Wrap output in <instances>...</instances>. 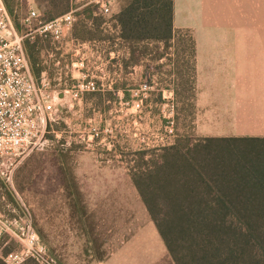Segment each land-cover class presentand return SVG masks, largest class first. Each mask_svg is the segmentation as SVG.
I'll list each match as a JSON object with an SVG mask.
<instances>
[{
	"label": "trees",
	"instance_id": "trees-1",
	"mask_svg": "<svg viewBox=\"0 0 264 264\" xmlns=\"http://www.w3.org/2000/svg\"><path fill=\"white\" fill-rule=\"evenodd\" d=\"M39 3L45 5L46 11L39 18L44 22L76 9V22L70 29L76 43L113 47L119 39L130 52V62L124 60V67L138 65L141 55L150 56L152 51L145 46L148 43L168 47L171 41L176 42L178 60L172 64L176 77L174 138L169 145L136 152L138 162L130 171L132 183L173 264H264V138H201L192 133L195 42L188 31L174 29L172 0H117L119 11L113 16L112 27L119 29L118 36L105 31L106 20L93 3ZM6 9L20 34L21 23L11 9ZM40 37L23 40L25 54L34 66L40 51L50 49V41L45 44ZM177 46L183 57L188 50L189 59L183 64ZM162 57L157 55L156 59ZM124 86L117 83L114 91H122L127 100L129 90ZM95 94L101 100L106 95L115 100L113 92ZM159 104H163L161 94ZM59 165L62 187L82 213L72 168L65 158ZM5 240L19 247L11 236H5ZM95 257L99 262L105 258L102 254ZM0 264H4L1 259ZM23 264L36 263L27 260Z\"/></svg>",
	"mask_w": 264,
	"mask_h": 264
},
{
	"label": "rangeland",
	"instance_id": "rangeland-1",
	"mask_svg": "<svg viewBox=\"0 0 264 264\" xmlns=\"http://www.w3.org/2000/svg\"><path fill=\"white\" fill-rule=\"evenodd\" d=\"M33 1L35 6L26 5L16 14L17 16L21 13L22 19H25L32 11L36 13L34 21L29 26H26L23 20L21 22L20 34L24 37L34 31L39 22H44L39 19L46 11L44 3L40 4L39 0ZM31 36L33 38L38 35ZM40 38L45 44L50 41L51 50L64 48V41L59 45L48 37ZM145 46L152 51L151 55H141L142 69L129 76L124 88L129 90L130 95L131 90L142 84L146 71L151 73L154 82L148 101L158 105L159 117L153 121V125L157 123L159 127L157 133L164 138L161 141L157 137L158 143L163 145L166 143V134L168 135V126L164 120H167L171 109L166 108L163 112L159 104V95L162 93L163 97L168 96L170 90L175 87L173 84L176 78L173 75L175 66L172 64L175 65L178 60L176 42L171 41L168 47L163 43H148ZM177 48L180 52V62L183 64L189 59L188 50L184 52L183 57L181 48L178 46ZM157 55H162V59L157 60ZM129 59L130 57L127 60ZM131 66H133L131 63L127 65ZM125 75L130 74L126 72ZM171 85L173 87L168 88ZM162 91H167L166 95ZM102 95H106L105 91ZM85 97L94 100V104L77 113L78 108L83 107V103L81 105L79 102L64 103L45 136L44 146L24 152L10 161L15 167V169L9 167L8 170H13L11 181L0 180V199L3 197L9 204H4L0 200V209L7 214H11L12 211L22 212V217L28 213L35 231L48 248L51 257L61 264H173L140 201L130 175L131 169L135 168L138 162L135 157L139 151L137 140L147 141L150 122L145 120L141 124L139 121L134 122L131 119V116H134L132 115L134 109L118 106L116 100L117 104H111L112 102L105 104L96 94ZM172 98L175 104L174 94ZM104 99L111 100L107 95ZM161 100L163 101L162 98ZM192 102L196 110L193 115L194 129L191 131L196 137L208 138L200 134L196 125L197 90ZM119 110L127 115L122 119H113L115 114L121 116L115 113ZM125 118H128V121H124ZM91 125L100 131L108 132L102 135L101 140L92 141L88 138ZM62 158L67 159L72 168L81 194L82 213H79L72 198L62 187L63 176L59 165ZM13 199L17 200V205L12 202ZM18 249L17 245L9 244L8 240L2 242L0 244L2 262L6 264L5 256ZM97 254L105 256L103 262L95 260Z\"/></svg>",
	"mask_w": 264,
	"mask_h": 264
},
{
	"label": "crops",
	"instance_id": "crops-1",
	"mask_svg": "<svg viewBox=\"0 0 264 264\" xmlns=\"http://www.w3.org/2000/svg\"><path fill=\"white\" fill-rule=\"evenodd\" d=\"M3 1L5 7L13 11V16L20 23L24 19L21 13L17 16L16 14L26 5L35 6L33 0ZM92 1L75 0V4L82 2L87 5ZM172 2L174 29L188 31L195 42V88L198 109L196 125L200 134L210 138H264V31H262L264 0H172ZM75 10L72 9L70 12ZM118 11L119 7L116 6L115 12ZM51 49L44 48L40 51L39 62L35 66L28 58L27 60L30 71L37 81L42 76H47L53 86L60 91L62 107L67 102V96L63 93L64 82L67 79L74 82L78 80L81 61L85 62V68L90 73L99 77V84L104 87L102 93L113 92L118 104L115 100L103 99V102L105 104L112 102L111 104L115 103L118 106L120 99L116 94L122 91L115 92L114 85L117 83L124 85L129 81V76H133L143 67V62L131 67L123 66L121 62L130 57V52L118 39L113 47L98 43L80 44L74 42L70 32H67L64 48L55 51ZM110 53L113 55L110 56ZM126 72L130 75H125ZM82 103L83 107L78 108L77 113L92 106L94 100L85 97L79 105ZM157 109L156 103L147 101L139 114H135L134 110L132 112L134 116H131V119L134 122L139 121L140 124L144 120L150 122L147 130V133H150L149 138L146 142L137 140L138 150L161 146L158 140L164 138L157 133L159 129L157 123L153 125V121L159 117ZM115 113L121 116L115 114L113 119H122L127 115L120 110ZM124 121H128V118ZM165 139L166 142L173 140L167 134ZM0 200L4 204H9L3 197ZM16 201L12 200L17 205ZM0 213L10 219L22 218V212L12 211L11 214H7L1 208Z\"/></svg>",
	"mask_w": 264,
	"mask_h": 264
},
{
	"label": "built area",
	"instance_id": "built-area-1",
	"mask_svg": "<svg viewBox=\"0 0 264 264\" xmlns=\"http://www.w3.org/2000/svg\"><path fill=\"white\" fill-rule=\"evenodd\" d=\"M92 3L98 6L99 14L106 20L105 31L118 36L119 29L112 27L115 23L113 16L116 14V0H93ZM35 17L36 13L32 11L23 23L29 26ZM75 22V12H69L51 22H39L35 30L25 37L37 34L49 37L54 43L61 45ZM25 37L16 31L4 1L0 0V180L8 182L11 181L13 174V170L8 171L9 167L15 169L10 161L24 152L44 146L45 136L62 107L60 91L53 86L51 80L47 76H42L39 81L33 77L23 48ZM109 55L112 56L113 53ZM79 65L78 80L74 82L67 79L64 82L63 93L67 96L66 103L80 102L84 96L104 90L99 84V77L85 68V62L81 61ZM153 79L151 73L146 71L142 84L130 91L127 100L123 92L114 93L120 99L119 105L131 107L135 114H139L153 91ZM172 87L171 85L168 88ZM162 92L165 95L167 93ZM173 94V89L168 96L163 97L161 93L163 112L166 108L171 109L165 121L168 126L167 136L172 139L175 117ZM107 132L108 130L100 131L91 125L88 138L98 141ZM172 141L161 146L169 145ZM8 235L19 244V249L5 256L6 264H23L27 260H33L36 264H57L35 231L28 213L22 218L15 219L0 213V244Z\"/></svg>",
	"mask_w": 264,
	"mask_h": 264
}]
</instances>
